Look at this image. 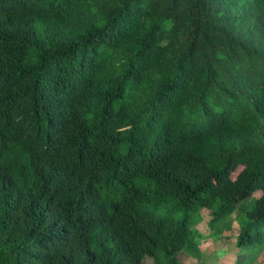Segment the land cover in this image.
Listing matches in <instances>:
<instances>
[{
    "label": "trees",
    "instance_id": "obj_1",
    "mask_svg": "<svg viewBox=\"0 0 264 264\" xmlns=\"http://www.w3.org/2000/svg\"><path fill=\"white\" fill-rule=\"evenodd\" d=\"M202 211L264 241V0H0V264H182Z\"/></svg>",
    "mask_w": 264,
    "mask_h": 264
},
{
    "label": "rangeland",
    "instance_id": "obj_2",
    "mask_svg": "<svg viewBox=\"0 0 264 264\" xmlns=\"http://www.w3.org/2000/svg\"><path fill=\"white\" fill-rule=\"evenodd\" d=\"M241 169L242 167H239L233 173V180ZM259 196L260 193H257L253 199L246 201L250 203V208L254 199H258ZM202 213L199 224L190 227L189 240L193 243L184 246L176 255L182 264H264V241H255L253 244L239 248L236 245L239 233L237 220L232 222L231 229L226 230L223 228L228 226L231 218L208 225L211 216L207 211ZM174 216L181 217V212L177 210ZM220 229H223L222 236L218 232ZM145 262L153 264L150 258H146Z\"/></svg>",
    "mask_w": 264,
    "mask_h": 264
},
{
    "label": "crops",
    "instance_id": "obj_3",
    "mask_svg": "<svg viewBox=\"0 0 264 264\" xmlns=\"http://www.w3.org/2000/svg\"><path fill=\"white\" fill-rule=\"evenodd\" d=\"M203 212H204V211H203ZM202 214H203V213H202ZM202 214H201V215H202Z\"/></svg>",
    "mask_w": 264,
    "mask_h": 264
}]
</instances>
